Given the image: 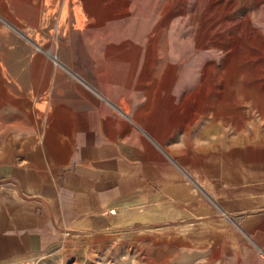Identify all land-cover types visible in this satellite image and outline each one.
I'll return each instance as SVG.
<instances>
[{
	"label": "crops",
	"instance_id": "1",
	"mask_svg": "<svg viewBox=\"0 0 264 264\" xmlns=\"http://www.w3.org/2000/svg\"><path fill=\"white\" fill-rule=\"evenodd\" d=\"M158 4L0 0V264L124 240L264 264V135L202 105L183 52L155 54Z\"/></svg>",
	"mask_w": 264,
	"mask_h": 264
},
{
	"label": "rangeland",
	"instance_id": "2",
	"mask_svg": "<svg viewBox=\"0 0 264 264\" xmlns=\"http://www.w3.org/2000/svg\"><path fill=\"white\" fill-rule=\"evenodd\" d=\"M158 2L155 54L167 46L170 57L183 52L187 77L197 76L186 88L201 93L202 105H216L233 127L248 119L251 138L264 135V0ZM156 254L147 256L142 240L91 241L33 264H162Z\"/></svg>",
	"mask_w": 264,
	"mask_h": 264
}]
</instances>
